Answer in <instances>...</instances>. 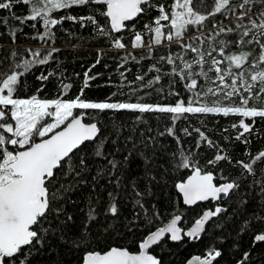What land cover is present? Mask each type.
<instances>
[{
	"label": "snow or ice",
	"instance_id": "snow-or-ice-1",
	"mask_svg": "<svg viewBox=\"0 0 264 264\" xmlns=\"http://www.w3.org/2000/svg\"><path fill=\"white\" fill-rule=\"evenodd\" d=\"M14 4L30 6L29 13L23 16L16 15ZM91 5L97 6L93 11L100 17L106 18L102 22L103 26L93 15L78 18L71 14L61 18L52 16L59 10ZM4 10H7L9 15L0 16V25L10 27L11 30L7 34L13 38V43L18 29L10 25V19L18 21L21 25L27 21L42 22L44 31L39 34L37 30V33L38 38L45 42L54 41L52 28L68 20L79 22L81 27L85 26V22L95 26L96 31L101 36L107 37L111 41V47L116 50L126 49L127 45L122 42L123 36L113 34L122 33L129 28L126 22L135 21L150 11H156L158 15L151 23L144 25L146 32L152 33L150 42L146 44L142 40V34L133 31L131 48L146 47L147 58H152L154 46L176 45L182 53H191L193 56L191 60H185L182 53H169L159 57L160 61L172 66L171 71L165 74L179 78V81L169 82L168 95L178 97L174 104L139 102L142 98H138L137 102H109V100L92 102L82 99L84 89L90 87V81L97 79L98 74L91 73L92 68L101 63L99 58L101 53H98L95 64L84 72L79 95L68 100L42 99L37 95L27 99L14 98L18 87L23 83L21 78L34 66L48 64L49 60L54 58V54L60 51L59 49L51 48L46 53L27 49L26 52L32 59L18 61L7 71L0 69V264H31V257L39 253L51 239H58L69 247H79L86 242L87 237L83 232L89 229L97 213L92 199H89L87 219L79 238L71 236L70 228L74 221L65 211V205L69 201L68 194L88 183L85 175L91 170L88 158L85 154H78L76 151L86 142L95 144L94 157L107 161L105 165L98 167L96 174L92 176L93 192L99 181L105 178L109 184L115 183L119 187L121 178L117 173L122 162L114 155L109 158L111 154L105 153L104 147L108 138L100 139L101 129L97 122H92L98 117L85 120L88 110L99 113L124 110L141 115L171 114L169 118L172 125H166L165 132L173 137L176 135L175 123L184 114L239 116L242 119L238 124L233 123L232 127L242 129L235 139L239 141L243 137L245 145L251 143L245 134L252 131L256 118L264 120V0H240L235 6L232 0H172V3L167 5L160 0H0V12ZM225 10L231 13V17L224 15ZM218 16H223L229 23L234 24V27L219 23L216 19ZM209 25L214 30V34L210 33L211 40L215 41L217 36L231 33H235V38L221 39L218 41L219 50L212 48L205 53L196 42L201 41L204 30ZM31 27L35 28L36 24ZM134 28L135 26L132 25L133 30ZM233 47L236 49L235 52L231 50ZM245 48L247 50H244ZM213 53H217L223 59H217ZM19 55L21 54L15 50L11 53L12 57ZM206 55L211 57L210 62L206 61ZM129 57L136 62L145 58L143 55L137 58L129 52L122 59L126 63ZM177 60L181 61L180 65L176 64ZM206 63L207 69H205ZM246 65L252 71H248ZM120 67H123V64ZM197 68L199 71L195 70ZM149 71L159 73L160 69L152 66ZM209 72H213L214 77H210ZM53 75V72H48L37 77L41 81L38 92L43 91L44 82ZM197 77L202 78L206 83L198 84ZM135 79L144 81V76L137 75ZM161 79V75H156L144 83L143 87L151 89L159 84ZM178 82H184V88L191 94L187 99L179 98L181 93L174 87ZM60 87L67 92L72 85L61 82ZM156 91L162 94L163 87ZM76 110L81 111L77 113ZM46 118H50V122H45ZM137 119L139 120L140 117ZM245 119H250L252 123H246ZM183 131L187 135L191 134L188 129ZM195 131L199 133L201 141L207 140L203 132L199 129ZM165 132L158 134L163 136ZM154 143L155 138L148 137L145 147ZM208 144L209 147L214 146L210 140ZM9 145L13 146L14 150H9ZM197 146L199 147V143ZM144 159L145 174L150 180H155L156 177L151 176L149 172L151 168L149 157L145 156ZM124 160L127 161L128 157L126 156ZM225 160H228V157L217 153L208 163L216 164ZM235 163L244 172L255 175L254 165L264 164V150L255 155L249 154V162L237 160ZM180 168H191V174L187 179L174 185L184 205L193 206L200 201L228 198L234 190L240 188L239 183L228 182L225 177H220L225 182L214 183L213 174L205 172L188 156H182L175 164V170ZM69 177L71 182H68ZM257 183L260 184V192L264 194V180ZM133 189L136 197L139 198L136 199L134 207L138 205L144 208L145 205L141 200L145 193L136 189L135 185ZM108 195L110 199H115L113 193L109 192ZM107 211L112 216H116L117 204L110 203ZM222 211L224 209L219 206L214 210H205L188 228L178 226L182 220L181 215H173L164 226L156 227L154 231L149 228V231L136 242L135 251L116 246L101 251H86L82 256L81 264H161L160 259L150 253L153 246L158 245L166 235L173 242L181 241L184 237L199 240L205 231L206 223ZM139 218L134 213V220ZM158 218L159 212L154 210L151 215L145 217V224L152 225ZM254 218L264 222V216ZM129 231L134 229L130 227ZM259 242H264V233L254 235L253 246ZM221 255V251L210 249L203 258L195 256L187 264H213V261ZM249 255L245 252L238 264H245Z\"/></svg>",
	"mask_w": 264,
	"mask_h": 264
},
{
	"label": "trees",
	"instance_id": "trees-1",
	"mask_svg": "<svg viewBox=\"0 0 264 264\" xmlns=\"http://www.w3.org/2000/svg\"><path fill=\"white\" fill-rule=\"evenodd\" d=\"M160 2L167 5L171 4L172 0H160ZM239 2L240 0H232L234 6ZM96 7L95 5L74 6L54 12L52 16L61 18L66 14H71L78 18L93 15L103 26L102 22L106 18L100 17L97 12L93 11ZM29 8L30 6L26 7L23 4H14V11L18 16L28 14ZM8 15L7 10L0 12V16ZM157 15L156 11H150L135 21L127 23L129 28H126L122 33L113 34L123 36L122 42L127 45L123 50L112 48L111 41L107 37L101 36L95 26L87 22L84 27H81L79 22L64 20L63 23L52 28L55 36L54 41L45 42L38 38L37 33V30H39V34L44 31L42 22L27 21L21 25L18 21L10 19V25L17 28L18 31L13 43V38L7 34L11 30L10 27L0 25V69L7 71L18 61L32 59L27 54V49L41 50L44 53L51 48L59 49L60 51L54 54V58L50 59L48 64L34 66L21 78L23 83L18 87L14 98L27 99L32 95H37L42 99L68 100L79 95L83 85L84 72L95 64L98 53H101L99 56L101 63L92 68L91 73L98 74L97 79L90 81V87L84 89L82 99L92 102L105 100H109V102H137L138 98H142L139 102L174 104L178 97L168 95L169 82L171 80L179 81V78L165 74L171 71L172 66L165 61H160L159 57L169 53H182V50L176 45L154 46L152 58H147L148 49L146 47L131 48V41L134 39L133 31L140 32L142 40L146 44L150 42L152 33L146 32L144 25L151 23ZM224 15L231 17V13L227 10ZM216 19L219 23L234 27V24L229 23L223 16H218ZM162 23L166 24L167 22ZM33 24H36L35 28L31 27ZM132 25L135 26L134 30ZM205 29L209 30L204 32L201 41L196 42L197 46L205 53L211 51L212 48L219 50V40L235 38V33H231L217 36L213 41L210 38V33L214 34V30L210 25ZM188 42L191 43V41ZM13 50L21 55L12 57ZM231 50L236 51L234 47ZM129 52L137 58L142 55L145 58L136 62L129 57L125 63L122 57ZM182 54L185 60L192 59L193 54ZM213 55L217 59H223L217 53H213ZM210 60L211 57L206 55V61L210 62ZM121 64L123 67H120ZM176 64L180 65L181 61L177 60ZM152 66L159 68L160 72L149 71ZM207 67L206 63L205 69ZM246 68L248 71H252L247 65ZM195 70L199 71L198 68ZM48 72H53L54 75L44 82L43 91L38 92L37 89L41 87V81L37 77ZM137 75L144 76V81H137L135 79ZM156 75L162 76L159 84L154 85L151 89L143 87L144 83ZM208 75L214 77L215 74L209 72ZM197 80L198 84L206 83L200 77H197ZM61 82L70 83L71 89L64 92L60 87ZM161 87H163L162 94L156 91ZM174 87L181 93L179 98L187 99L191 95L184 88V82H178ZM80 111L76 110L77 113ZM170 115L159 113L141 115L124 110H108L99 113L88 110L85 120H92L94 116L98 117L92 122H97L101 129L100 139L108 138L104 147L105 153L111 154L109 158L114 155L122 162L117 173L121 178V183L117 187L115 183L109 184L107 178L101 179L93 192L92 176L96 174V169L105 165L107 161L93 156L95 148L93 142L85 143L76 150L78 154L87 156L91 170L85 174L88 183L68 194L69 201L65 205V211L73 217L74 221L70 228L71 236L73 238L81 236L87 219L86 212L90 198L97 209L96 219L90 223L89 229L83 232L87 240L79 247H69L58 239H51L39 253L31 257V264H81L82 256L86 251H101L112 246L127 247L135 251L136 242L149 231V228L154 231L156 227L163 226L176 214L182 216L181 227L188 228L203 211L214 210L217 206L224 211L213 217L199 240H190L184 237L177 243H171L165 239L150 252L160 259L161 264H185L193 256L203 258L210 249H216L222 253L213 264H238L245 252L250 254L245 264H264V242L256 243L253 246L254 235L264 233V222L254 218L255 216H264V194L260 192V184L257 183V181L264 180V172H262L264 164L254 165L255 175H249L235 163L237 160L249 162V154L255 155L264 150V120L256 118L252 131L245 134L251 143L245 145L243 137L239 141L235 139L242 129L232 127L233 123L238 124L242 119L239 116L184 114L175 123L174 132L176 135L173 137L168 136L165 132V126L172 125ZM137 117L140 119L138 120ZM245 122L252 123L250 119H245ZM184 129H188L191 134H185ZM195 129L203 132L207 140L201 141L199 133ZM160 132H165V135L160 136L158 134ZM148 137H154L155 143L145 147ZM208 140L212 142L213 147H209ZM8 148L14 150L11 145ZM130 153L131 155H129ZM217 153L225 155L228 160L209 164L208 161L214 159ZM126 156L128 157L127 161L124 160ZM145 156L149 157L151 164L149 172L151 176L156 177L155 180H150L149 176L145 174ZM182 156H188L205 172H211L215 183L225 182L220 179V177H225L228 182L239 183L240 188L234 190L228 198H221L215 203L197 204L191 208L184 207L174 187L176 183L186 180L191 174V168L175 170V164ZM68 182H71V177L68 178ZM133 185L145 193L141 200L145 205L144 208H140L138 205L134 207L136 199L139 198L135 195ZM109 192L114 194V200L110 199ZM110 203L117 204L118 214L116 216H112L107 211ZM154 210L159 212V218L155 219L152 225H146L145 217L151 215ZM134 213L140 217L138 220H134ZM130 227L134 231L130 232Z\"/></svg>",
	"mask_w": 264,
	"mask_h": 264
},
{
	"label": "water",
	"instance_id": "water-1",
	"mask_svg": "<svg viewBox=\"0 0 264 264\" xmlns=\"http://www.w3.org/2000/svg\"><path fill=\"white\" fill-rule=\"evenodd\" d=\"M131 22H133V21H131ZM126 23H130V22H126ZM117 34H119V33H117ZM59 130V129H58ZM57 130V131H58ZM86 143H88V142H86ZM187 179V178H186ZM215 183V182H214ZM179 195V194H178ZM180 196V195H179ZM180 199H181V203H182V197L180 196ZM218 201V200H217ZM217 201H212V200H208V201H200V202H197L195 205H197V204H206V203H209V202H212V203H215V202H217ZM182 205L184 206V207H187V208H191V207H194L195 205H193V206H187V205H184L183 203H182ZM206 210H210V209H206ZM202 215V214H201ZM212 219H213V217L206 223V225H205V227L212 221ZM181 222H182V220H181ZM181 222H180V224H178V226H180L181 227ZM164 226V225H163ZM162 227V226H161ZM203 234V233H202ZM201 234V235H202ZM165 239H168L169 240V242H171V243H177V242H173V241H171L170 240V238H169V236L168 235H166L162 240H161V242L162 241H164ZM160 242V243H161ZM179 242V241H178ZM159 243V244H160ZM157 245H155V246H153L152 247V249L154 248V247H156ZM152 249H150V251L152 250ZM151 253V252H150ZM152 254V253H151ZM153 255V254H152ZM193 257H195V256H193ZM193 257H191L190 259H192ZM189 259V260H190ZM188 260V261H189ZM188 261H186V263L185 264H187V262ZM214 262V261H213Z\"/></svg>",
	"mask_w": 264,
	"mask_h": 264
},
{
	"label": "rangeland",
	"instance_id": "rangeland-1",
	"mask_svg": "<svg viewBox=\"0 0 264 264\" xmlns=\"http://www.w3.org/2000/svg\"><path fill=\"white\" fill-rule=\"evenodd\" d=\"M208 30H209V29H207V30L205 29L204 32H205V31H208ZM45 122H50V118H46ZM57 130H58V129H57Z\"/></svg>",
	"mask_w": 264,
	"mask_h": 264
}]
</instances>
